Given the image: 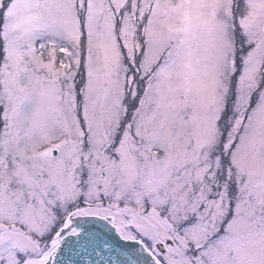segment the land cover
<instances>
[{"label":"snow or ice","instance_id":"snow-or-ice-1","mask_svg":"<svg viewBox=\"0 0 264 264\" xmlns=\"http://www.w3.org/2000/svg\"><path fill=\"white\" fill-rule=\"evenodd\" d=\"M0 264H264V0H0Z\"/></svg>","mask_w":264,"mask_h":264}]
</instances>
